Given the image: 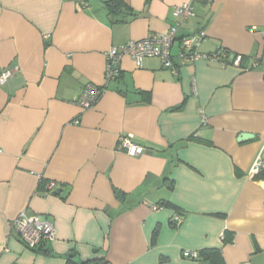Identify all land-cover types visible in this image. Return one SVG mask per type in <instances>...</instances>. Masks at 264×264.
Segmentation results:
<instances>
[{
    "label": "crops",
    "instance_id": "crops-1",
    "mask_svg": "<svg viewBox=\"0 0 264 264\" xmlns=\"http://www.w3.org/2000/svg\"><path fill=\"white\" fill-rule=\"evenodd\" d=\"M107 1L0 0V71H13L0 84V264H211L208 249L222 264H264L253 172L264 160V0H195L172 64L125 56L85 110V85H105V52L166 31L190 0H118L112 12ZM201 30V53L243 54L242 65L183 64L181 39ZM127 134L143 154L118 149ZM22 211L52 221L56 239L27 248L11 226Z\"/></svg>",
    "mask_w": 264,
    "mask_h": 264
},
{
    "label": "built area",
    "instance_id": "built-area-1",
    "mask_svg": "<svg viewBox=\"0 0 264 264\" xmlns=\"http://www.w3.org/2000/svg\"><path fill=\"white\" fill-rule=\"evenodd\" d=\"M195 0L184 2L175 7L173 16L175 22L169 28L161 33H149L146 37L137 40H130L120 46H113L105 52V85L99 86L96 84L85 85L79 99L78 104L85 110L94 107L101 99L105 89L109 83L115 79L120 72V64L125 56L132 58L138 68H141L144 59L147 57H159L164 64H172V47L177 41V34L183 22L196 16V9L194 5ZM205 32L203 30L198 33L185 36L181 39L180 57L182 63L193 62L198 59H205L207 61L222 63L226 65L227 60L236 66H241L244 61L243 54H233L227 51L219 50L212 53H201L199 47ZM258 65V61L254 62ZM13 75V71H0V84L5 83ZM202 116V123H206L204 110L200 111ZM78 122V121H77ZM118 149L126 151L131 156H139L146 151V148L134 142L133 136L130 134L121 135L119 138ZM264 167V160L262 154L257 158L254 164L253 172L258 173ZM54 182H50L49 189L54 187ZM159 206H154L157 210ZM175 222L181 221V216L177 213L174 216ZM12 228L19 234L23 244L29 249H35L45 243L56 239V227L52 221L42 214H28L22 211L11 222ZM184 256L191 258H198L197 252H184ZM242 264H249L243 262Z\"/></svg>",
    "mask_w": 264,
    "mask_h": 264
},
{
    "label": "trees",
    "instance_id": "trees-1",
    "mask_svg": "<svg viewBox=\"0 0 264 264\" xmlns=\"http://www.w3.org/2000/svg\"><path fill=\"white\" fill-rule=\"evenodd\" d=\"M107 6L109 7V10L112 12L114 8H117L120 6V2L118 0H109L106 2ZM257 179H264V167L261 168V170L256 174ZM163 205H168L166 203H162ZM201 256L204 257L205 260L209 261L211 264H222V256L221 252L218 249H208L204 250L201 253ZM67 264H107V260L105 258L102 259H91L86 261H75L73 257L67 258Z\"/></svg>",
    "mask_w": 264,
    "mask_h": 264
},
{
    "label": "water",
    "instance_id": "water-1",
    "mask_svg": "<svg viewBox=\"0 0 264 264\" xmlns=\"http://www.w3.org/2000/svg\"><path fill=\"white\" fill-rule=\"evenodd\" d=\"M252 137V134L250 133H246V132H242L240 135H239V140H246L248 138ZM72 256H74L75 254L72 253L71 254Z\"/></svg>",
    "mask_w": 264,
    "mask_h": 264
}]
</instances>
